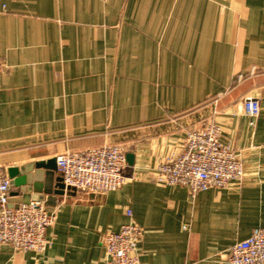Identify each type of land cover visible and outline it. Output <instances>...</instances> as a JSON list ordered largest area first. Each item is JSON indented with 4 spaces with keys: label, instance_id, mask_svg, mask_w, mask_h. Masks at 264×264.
I'll use <instances>...</instances> for the list:
<instances>
[{
    "label": "crops",
    "instance_id": "obj_1",
    "mask_svg": "<svg viewBox=\"0 0 264 264\" xmlns=\"http://www.w3.org/2000/svg\"><path fill=\"white\" fill-rule=\"evenodd\" d=\"M0 61V168L31 166L10 204L43 197L56 213L44 252L4 245L0 264H104V233L129 208L142 264H229L264 228V0H0ZM210 121L244 179L195 195L156 183L186 131ZM104 145L135 155L119 189L44 192L36 161Z\"/></svg>",
    "mask_w": 264,
    "mask_h": 264
},
{
    "label": "built area",
    "instance_id": "obj_2",
    "mask_svg": "<svg viewBox=\"0 0 264 264\" xmlns=\"http://www.w3.org/2000/svg\"><path fill=\"white\" fill-rule=\"evenodd\" d=\"M8 66L0 61V71ZM245 115L257 117L260 104L253 97L243 99ZM57 169L67 187L76 191L104 194L119 189L126 182L128 166L126 149L122 145H104L85 150L67 151L57 156ZM245 163L241 154L221 140V127L210 121L202 127L189 129L183 138L181 151L162 160L153 171L159 184L181 185L193 195L211 188H226L241 182ZM12 180L0 168V249L9 245L15 251L44 252L50 245L48 228L56 213L40 200L10 204ZM116 231L103 236L104 264H142L140 242L144 228L133 219ZM229 264H264V228L235 242L229 249Z\"/></svg>",
    "mask_w": 264,
    "mask_h": 264
},
{
    "label": "water",
    "instance_id": "obj_3",
    "mask_svg": "<svg viewBox=\"0 0 264 264\" xmlns=\"http://www.w3.org/2000/svg\"><path fill=\"white\" fill-rule=\"evenodd\" d=\"M134 159H135V155L132 152H127L126 151V160H127V164L130 166L134 165ZM31 166H24L22 168H17V167H10L8 169V174L9 177L12 180V184L15 186H24L27 184V177L28 175H26L28 173V171L30 170ZM34 169L36 170H44V176H45V187H44V192L46 194H53L56 196H64L67 194H74L76 192V189L71 188V187H67L63 181V178L61 176V174L58 172V175L55 176V172L58 170L57 169V160L56 158H52L49 160H41V161H36L33 165ZM39 171L36 172L37 175H39ZM35 186H38V184H35ZM41 186V184H40ZM36 200H40L43 201L44 198L41 197L39 199ZM29 202V201H27ZM24 202V203H27ZM49 210H53L52 208Z\"/></svg>",
    "mask_w": 264,
    "mask_h": 264
}]
</instances>
